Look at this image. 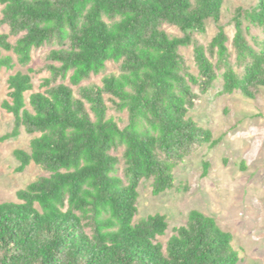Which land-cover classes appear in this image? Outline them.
<instances>
[{
  "label": "trees",
  "instance_id": "trees-1",
  "mask_svg": "<svg viewBox=\"0 0 264 264\" xmlns=\"http://www.w3.org/2000/svg\"><path fill=\"white\" fill-rule=\"evenodd\" d=\"M225 0H0V69L27 67L45 46L50 64L44 92L30 74L8 78L2 108L14 130L36 135L30 151L15 150L18 172L34 164L41 176L17 192L19 203L0 204V264H238L233 235L216 220L192 210L173 229L156 214L135 222L139 187L152 181V194L175 188L174 171L194 151L214 146L210 130L189 117L200 95L221 73L222 95L254 99L264 88V0L238 7L230 39L221 23ZM216 33L207 45L208 25ZM176 28L169 34L164 26ZM259 31L260 36L253 34ZM10 38H16L15 43ZM192 48L197 74L182 49ZM232 49V51H231ZM108 63L120 73L102 86L82 85ZM78 88V97L71 86ZM194 88H198L197 94ZM105 95L126 115H108ZM123 150V177L119 176ZM210 164L204 163L203 175ZM186 189V188H184Z\"/></svg>",
  "mask_w": 264,
  "mask_h": 264
},
{
  "label": "rangeland",
  "instance_id": "rangeland-1",
  "mask_svg": "<svg viewBox=\"0 0 264 264\" xmlns=\"http://www.w3.org/2000/svg\"><path fill=\"white\" fill-rule=\"evenodd\" d=\"M258 0H225L221 23L226 28L230 39L233 37L231 19L238 7L252 8ZM3 6L0 4V16ZM164 30L169 34L180 35V32L168 25ZM6 26H0V32L8 34ZM216 33V27L210 23L205 36H197L200 43L207 45ZM253 34L260 36L259 31ZM15 43L16 38H10ZM53 49L45 46L32 54V61L27 67L17 64L16 57L10 52L3 55L12 56L16 64L11 71L0 69V136L14 130V118L8 114L2 104L8 100V78L17 73L30 74L34 90L25 95L29 110V96L32 93L44 92V79L49 72L43 70L36 74L33 71L44 69L50 64L47 57ZM232 51V49H231ZM194 74L197 69L194 63L192 48L181 51ZM119 65L108 63L100 75H92L82 85L96 84L102 86V79L110 74L118 75ZM65 83L72 87L78 97V88L73 87L67 79ZM223 80L221 73L211 90L199 94L195 107L189 117L199 126L208 129L218 143L214 146L204 145L188 156L174 171L175 188L159 196L152 194V181L143 180L139 187L138 216L135 222L156 214L167 218L169 228L158 242L165 245L172 236L173 229L185 225L192 210H197L216 220L222 230L233 235V247L238 252V264H264V88L260 89L254 99L243 96L240 92L222 95ZM108 115L122 120L126 124V115L119 114L105 95ZM36 135H29L21 128L19 134L0 143V204L5 202L19 203L17 192L25 189L31 182L41 176H47L40 167L31 164L23 172H18L19 162L14 157L15 150L30 151V142ZM123 150L115 153L120 158L119 176L123 177ZM210 164L208 174L203 175L204 163ZM186 188V189H184Z\"/></svg>",
  "mask_w": 264,
  "mask_h": 264
}]
</instances>
